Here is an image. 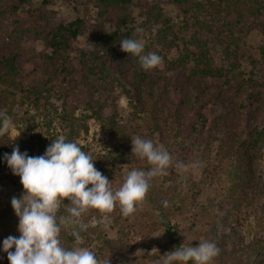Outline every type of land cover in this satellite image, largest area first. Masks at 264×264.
Masks as SVG:
<instances>
[{
	"label": "trees",
	"instance_id": "obj_1",
	"mask_svg": "<svg viewBox=\"0 0 264 264\" xmlns=\"http://www.w3.org/2000/svg\"><path fill=\"white\" fill-rule=\"evenodd\" d=\"M92 1L98 9L99 19L104 20L112 11H118L120 15L112 31H105L102 24H97L91 33L96 41L84 47L73 59L68 56L67 49L70 41L83 33V20L60 25L46 34L44 25L39 22L23 25L29 17L47 21V16L39 14V10L33 11L32 15L28 10L29 17L18 15V11L28 6L30 0H0V83L8 88L7 99L28 105V111H34L27 112L21 119L25 129L33 136L20 141H14L7 135L0 137V221L11 220L16 215L11 199L21 198L23 193L20 178L12 173L4 155H10L13 148L18 146L21 153L41 156L60 135L76 142L81 132L88 133L89 120L99 124L117 142V145L108 142L110 147L103 152H95L78 143L83 151L92 156L96 169L108 178L114 190L123 183L127 171L150 169L146 160L132 154L131 138L140 136L169 151L172 145H178L179 154L186 162L209 160L216 153L214 172L218 178L228 171L229 163L235 158L236 168L241 172L238 174V186L248 185L238 190V204L242 201L253 206L254 192L264 194V183L254 180L255 162L264 155V69H261L259 76L252 74L248 77L240 70V60L244 54L240 52V39L231 31L236 24L244 29H253L259 23L264 36V0H175L185 15L192 17L194 32L189 40L182 39L175 31L172 19L164 17L161 11L156 12V7H141L142 0ZM222 3L225 4L224 8ZM136 9L142 17V23L138 26V15H134ZM209 10L226 13L223 19L229 21L225 27L231 28L228 36L205 37L213 34L205 18H202ZM248 13L252 20H247ZM8 15L11 17L7 18ZM230 16L235 19H229ZM8 20L10 25L7 24ZM137 29L147 32L152 39L157 35L156 42L151 40L155 47L180 49L182 43L179 57L168 59L158 52L156 54L162 57V64L144 70L139 58L123 52L120 46V41L126 37L137 39L136 36L140 34ZM30 37L46 42L52 49L51 54L44 57L47 79L41 84L26 83L20 78L18 63L24 58L22 49L1 53L3 46L11 40ZM215 39L223 47L219 58L214 53L217 45ZM151 43L148 41V44ZM260 54L264 60V44L260 47ZM131 62V69L126 68L125 64ZM127 71L129 74L125 80ZM17 94L19 99L16 98ZM120 97L128 101L129 112L125 117L119 113L122 110L118 104ZM54 98L61 101V110L55 105ZM78 109H83L85 114L76 115ZM110 109L113 111L108 113ZM0 110H6L8 116L12 111V106L5 103L1 95ZM39 116L43 117L44 127H40ZM53 123L65 124L68 131L55 133V130H50ZM40 128H46L47 138L39 132ZM249 191L252 193L249 194ZM169 195L170 187L164 192L150 185L146 200L165 214L163 204ZM67 203V200L62 203L58 217L68 215ZM151 218L149 211L139 206L130 217H124L118 205L111 213L89 210L80 218L88 226L86 231L80 232L82 244L96 252L99 258H109V264H140L131 236H149L156 232L158 223ZM102 221L111 224L113 237L102 231ZM1 235L2 232L0 264H9ZM60 239L62 245L70 250L71 244L76 242L71 226H62ZM228 239L233 244L234 254L246 252L245 264H249L254 254L264 249L263 240H253L245 246L237 243L235 246L233 235ZM225 241L223 238L221 243ZM216 246L222 252V244L216 243Z\"/></svg>",
	"mask_w": 264,
	"mask_h": 264
},
{
	"label": "rangeland",
	"instance_id": "obj_2",
	"mask_svg": "<svg viewBox=\"0 0 264 264\" xmlns=\"http://www.w3.org/2000/svg\"><path fill=\"white\" fill-rule=\"evenodd\" d=\"M30 1L28 6L26 5L24 9L21 8L18 11V15L22 14V16L29 17L28 10L31 12V15L33 11L37 12L39 10V14L47 16L48 20L42 21L30 19L29 17L23 23L24 26L39 22V24L44 25V31L47 34V32L54 30L60 25H66L76 20L84 21L83 33L76 39L71 40L69 43L70 47L67 49L68 56L73 59L78 57L84 47L96 41L91 37V33L97 24H102L105 31H112L115 29L120 15V12L112 11L106 15L104 20L99 19L97 15L98 9L92 0ZM198 1L205 2V0H197L195 2ZM213 1L225 2L223 0ZM241 1L246 2V0ZM141 4V7L146 9L156 7V12L161 11L164 17L166 16L172 19L175 31L182 39L189 40L191 38L190 36L194 32V26L191 25L193 23L192 17H190V14L185 15L184 11L180 9L181 7L175 4V0H142ZM222 6L224 8L225 4L222 3ZM207 13H204L202 18H205L204 21L213 30V34L206 35L205 37L215 38L214 36H217V38H222L225 34H229L228 32L231 31V28L229 26L225 27V23L229 20L226 21V19H223L226 13L222 14L221 12L217 13L210 10ZM134 15H138L136 20V26H138L142 23L140 11L136 9ZM10 17V15L7 16V18ZM230 18L232 17L230 16ZM247 18V20H252L249 13ZM232 19L235 18L233 17ZM7 24L10 25L9 20ZM186 25L189 27L186 28ZM254 26L253 29H244L241 25L236 24L232 28L233 32L231 31V33L240 39L242 47L240 52H243L244 55L240 60L239 67L242 72L246 73L247 77L252 74H258L259 76L261 69H264V60L260 54V47L264 44L262 27L260 28L259 23ZM156 36L153 39L149 38L148 33L143 31L136 36L137 39H142L147 46V48H144L145 54L148 52H162L168 59H176L179 57V50L181 51L183 47L182 43H180V49H176V47H172L173 49H165L157 45L155 47L153 45L157 40ZM151 40L154 41V44L151 43ZM148 41L151 44H148ZM214 43L215 45L217 44L216 39ZM3 47L2 54L22 49L24 58L18 63V66L21 69L20 78H22L23 82L41 84L47 79V74L44 72V57L47 54H51L52 49L46 42L33 37L24 40L15 38ZM222 50V46L218 44L215 46L214 53L217 58H219ZM28 59H30V62H27ZM125 65L126 68L130 69L133 66L132 62L126 63ZM128 74L129 71L125 73V80ZM20 78L18 77V79ZM6 90H8L7 86L4 83H0V95L5 99V103H9L12 106L9 117L13 121V128L5 135L14 141L26 140L33 136V133L25 129V123H22L21 119L25 117L27 112L33 113L34 111H30V109L28 111V105H20L11 98L7 99L5 96ZM16 98L19 99L20 96L17 94ZM53 100L58 109L61 110V101L55 98ZM118 104L122 108L119 111L120 116H127L129 112L127 99L120 97ZM112 111L110 109L108 113ZM82 114H85L84 110L78 109L76 115ZM38 118L41 123L40 127H44L43 117L39 116ZM88 124V133L81 132L78 138H76L77 143L86 145L95 152L107 151L110 147L108 142L117 145L114 138L106 133L99 124L91 120L88 121ZM51 127L50 130H55L54 132H58V134L68 131L65 124L53 123ZM39 132L44 134L46 138L48 137L46 128H40ZM167 151L172 157L171 166L165 170L166 174L156 176L150 180L151 187L157 188L158 191L165 192L169 187L171 189V195L167 196V204H163L166 208L165 214L155 209L151 202L146 199L139 206L149 211L152 217L151 219L158 223L159 229L156 232L150 233L149 236H131V243L135 246L136 253L141 260L140 264H156L158 259L162 264V257L166 253L174 251L183 244L186 246H198L203 241H209L215 244L219 243L223 246L222 252L214 258L212 264H245L247 260L246 252L239 251L237 254H234L232 249L233 244L230 243L228 236L233 235L235 246H237V243L245 246L246 243L253 240L264 241V194L262 192L259 193V191L258 193L254 192L255 196L253 197L255 199L253 206H249L247 202L242 201L238 204V190L247 188L248 185L238 186V174H241V172L236 168L237 160L235 158L229 163L228 171L222 173L221 177L218 178L214 172L215 166L217 165L216 153H213L209 160L199 159L195 162H186L179 154L178 145H172L170 151L169 149ZM254 167L256 169V177L254 180L260 182V184L264 183V155L255 162ZM250 193L252 191H249ZM18 223L19 218L16 215L12 216L11 220L0 221L2 241L9 236L19 237ZM100 228L109 236H114L109 222L102 221ZM223 238L226 239L225 243H221ZM75 246L86 247L84 244L77 245L75 242L71 244L70 250ZM261 250V253L254 254L249 264H264V249ZM11 251H14V248ZM176 264H179V262H176Z\"/></svg>",
	"mask_w": 264,
	"mask_h": 264
},
{
	"label": "clouds",
	"instance_id": "obj_3",
	"mask_svg": "<svg viewBox=\"0 0 264 264\" xmlns=\"http://www.w3.org/2000/svg\"><path fill=\"white\" fill-rule=\"evenodd\" d=\"M142 31L137 29L138 33ZM120 46L123 52L138 57L144 70L154 69L163 62L155 52L144 53L142 39L126 37L120 41ZM12 128L11 117L6 110H0V136ZM131 142L132 154L146 160L152 167L147 171H127L123 183L115 190L108 178L96 169L92 156L64 135L52 141L41 156L21 153L18 146L10 155L6 153L4 159L8 167L19 176L23 186L21 198L11 199V206L19 218L20 235L18 238L9 236L3 241V251L7 253L9 264H109V258H99L90 248H65L60 234L62 226H71L77 245L82 244L80 232L86 231L88 226L80 218L89 210L111 213L118 205L121 214L130 217L143 204L150 189V180L166 174L172 157L163 146L154 144L152 140L135 136ZM65 200L69 202L68 215L58 217ZM219 253L220 249L213 242L203 241L198 246L183 244L166 253L162 264H188L189 261L212 264ZM156 264H161V261L158 259Z\"/></svg>",
	"mask_w": 264,
	"mask_h": 264
}]
</instances>
